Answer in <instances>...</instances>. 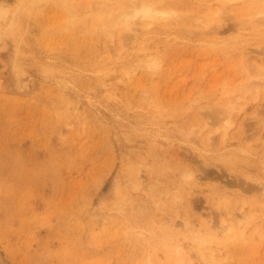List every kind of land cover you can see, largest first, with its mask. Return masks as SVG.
Instances as JSON below:
<instances>
[{
    "label": "rangeland",
    "instance_id": "rangeland-1",
    "mask_svg": "<svg viewBox=\"0 0 264 264\" xmlns=\"http://www.w3.org/2000/svg\"><path fill=\"white\" fill-rule=\"evenodd\" d=\"M19 1L4 0L0 19V256L8 264H264L255 197L264 203V96L230 128L228 149L217 132L202 156L206 147L185 133L195 120L211 129L208 107L246 80L241 48L264 64V32L255 36L245 15L251 4L225 10L220 22L224 40L246 39L235 55L208 42L215 27L183 19L220 2L169 0L183 14L178 25L138 27L124 39L122 63L93 28L89 0H72L69 12L41 2L20 36L6 35ZM111 38L116 51L118 31ZM144 52L160 67L126 76L120 66ZM243 131L248 140L235 143Z\"/></svg>",
    "mask_w": 264,
    "mask_h": 264
},
{
    "label": "bare ground",
    "instance_id": "bare-ground-1",
    "mask_svg": "<svg viewBox=\"0 0 264 264\" xmlns=\"http://www.w3.org/2000/svg\"><path fill=\"white\" fill-rule=\"evenodd\" d=\"M28 1H30V3ZM114 1L115 0H89V2L87 1L86 3L87 4L86 7L92 10V14L96 15V17L93 18L96 22V25L93 28L99 31L100 34H106L110 38L111 41L110 46L109 45L107 46V49L108 47L110 48V50H108L109 54L111 55L110 59L114 61H119V59L121 58L120 61L123 60L122 63L125 61L124 59V57H126L125 53H129V51L126 50L127 44L124 42L125 41L124 39L132 38L134 40L135 38H137L138 27H140L142 30L147 29L151 23L156 21H162L165 22V24H167L169 27H175L180 22L179 20L180 16H183V14L180 13L176 7L166 6V3L169 0H125L123 3H118L117 5H113ZM41 2L43 4H45L46 2H53L55 4L60 5L62 8L67 9L68 12L72 8L71 6L72 4L70 5V3H72V0H20L18 4L19 10L15 11L12 14V17L9 20V24L7 25V29H4V33L6 35L11 34V36H16V34H19L20 36L21 34L20 28L26 26V24L22 25L23 22L26 21L27 23L28 16L32 13L34 8H36V6H38ZM215 2H217V4L220 2V4L217 5L216 7L213 6V8L215 7L214 9L208 7L207 12L206 11L203 12V14L206 12L204 15L202 13L201 15H194V14L191 15L190 12V14L184 15L183 18V19L187 18L188 20H191V25L194 23H197L198 25L201 24L200 25L202 26L201 28L209 27V26L215 27L214 29L210 28L209 30H207L213 35L210 39H208V42L212 44L214 48H219L225 54L235 55L232 52H236V50H238L237 49L238 47L243 46L242 44L246 39L244 40L242 38L244 41H241L239 39V41L241 42L239 41L236 42L235 40L237 38L235 39V36L237 37V35L232 37L233 39L227 38V40L226 39L224 40L225 35L223 36L221 34L222 33L225 34L224 32L226 31V29L222 30L224 29V27L221 28L220 25L221 19L222 21L226 19L225 14H223L224 11L226 10L227 14L229 15V10L236 7V5L237 6L240 5V3H243L240 5L241 7L247 5L248 3L251 4V7L247 8L245 13V15L248 17V23L250 24L249 27H251L255 32L254 34L255 36H257L256 32H258V36L260 34L263 36L264 0H216ZM8 11H9L8 5H6L3 0L0 3V19L4 18L7 15ZM259 16H262L263 18H260ZM184 29H186L188 35H192V30L189 29L188 26L184 27ZM252 29L251 31L248 32L251 33ZM95 30L93 31L96 32ZM115 31H118L119 37L121 38L118 41L116 51L112 50L113 47H111L112 44L111 37L113 36ZM202 31L204 30H199L197 32L201 33ZM96 34L98 35V33ZM222 36L224 38H222ZM141 54H142L141 56L134 58V60L131 63L129 62L127 66L121 65L122 63L120 64L121 65L120 67H122V70L124 71V74L126 76H129L130 74L134 73L140 66H142L144 69L148 71H155L160 67L161 58L159 56L153 54V52H146V53L144 52V54L143 53ZM236 55H237L236 60L238 59L239 61L238 64L239 66L241 65L243 70L242 73L244 74V76H246V80L244 82H241L239 85H236L234 89H232L233 90L232 95H231V91L229 92L228 97L227 96L225 97L224 103L217 104L215 105L214 108L208 107V109L212 111L215 117V120L212 119L211 121L212 122L211 129L207 128L203 123L202 125H200V122L195 120V123L190 125L189 128L185 131V133L188 136H193L191 139L192 140L191 144L196 143L195 145H197L201 143L203 147H206V148L201 147L203 149L202 151L204 152H198V154L200 153V155H202L201 153H207L206 150H208L207 148L208 146H210L211 137L217 132L221 133V137H222V140L220 141L221 148L228 149L232 147L233 143L227 142L225 140V136L228 134L230 128L234 125L236 121H239L238 127L241 128L244 120H242L240 116L241 113L245 110L247 104L250 102L252 104H255L256 106H259V103L256 102L259 99H261L262 95L264 96V64H258L259 62L262 61V58L257 56L254 57V56L246 55L245 50H243V48H241L239 54ZM14 66H15L14 70L16 74L22 73V69L20 65L19 66L14 65ZM262 116H263L262 124H264V114H262ZM193 134H199V136ZM197 136L201 137L202 139L198 138ZM259 138H261V140L258 145L261 146L264 145V133H261ZM247 140L248 138L243 131V133L240 135V138H238L235 143L242 145V143H244ZM184 177L190 181V184H193V181L195 180V176L193 175V172L191 170H185ZM260 196L263 199L262 194L260 195V193H257L255 195L256 198H259ZM262 199L259 205V210L262 214H264V203H262ZM241 211L242 208L240 210V214L242 215V218L243 219L247 218L245 213ZM185 230L188 231L189 228ZM254 232L255 231H253L252 234ZM238 235L240 238H243L244 229H240L238 231ZM182 250L183 248L181 246L177 248V251L179 253H181ZM206 252L205 254L200 255V258L203 260L213 259V254L208 255L206 254ZM210 261L212 262L213 260ZM206 263L205 261L198 262V264H206ZM0 264H8V263L0 256Z\"/></svg>",
    "mask_w": 264,
    "mask_h": 264
}]
</instances>
